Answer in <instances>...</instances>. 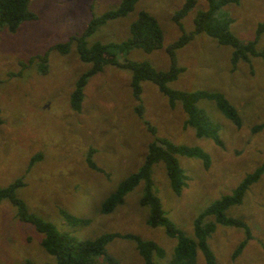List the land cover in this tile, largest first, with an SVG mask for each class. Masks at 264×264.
I'll return each mask as SVG.
<instances>
[{"label": "rangeland", "instance_id": "rangeland-1", "mask_svg": "<svg viewBox=\"0 0 264 264\" xmlns=\"http://www.w3.org/2000/svg\"><path fill=\"white\" fill-rule=\"evenodd\" d=\"M120 0H28L33 17L14 31L0 26V186L15 185L14 194L28 211L53 223L76 241L106 232L133 234L152 241L154 264H206L199 246L192 261H175L177 235L163 225L148 223L149 206L141 202L144 181L128 191L122 203L102 213L101 203L130 173L142 165L149 142L164 138L174 144L198 148L204 156L176 155L183 184L176 193L162 161L151 167L154 195L170 224L196 240L194 222L199 214L223 195L231 194L243 177L262 167L258 179L248 185L241 200L223 211L227 219L247 226L222 223L209 215L204 224L214 228L206 239L214 264H264V58L249 55L231 62L233 48L204 32H194L196 13L206 0L177 22L174 15L185 0H137L127 14L108 20L85 38L94 42H121L129 35L138 12L154 16L162 31V43L151 51L132 48L118 56L146 62L154 69L171 66L183 70L166 83L188 93L219 92L235 110L238 124L214 100L200 97L192 104L214 127V139L197 136L185 123L184 101H170L152 80L140 82L139 96L130 85L128 68L104 65L88 77L78 111L70 95L79 76L91 63L81 60L79 38L89 22L117 8ZM220 21L241 42L264 48V0H237L220 5ZM189 34L186 41L174 46ZM66 44L65 50L59 45ZM93 150L88 163V152ZM33 159V160H32ZM71 214L87 219L71 225ZM43 234L17 215L8 199L0 201V264H56L41 245ZM241 250L233 256L238 244ZM94 264H144L131 238L114 237Z\"/></svg>", "mask_w": 264, "mask_h": 264}, {"label": "trees", "instance_id": "trees-1", "mask_svg": "<svg viewBox=\"0 0 264 264\" xmlns=\"http://www.w3.org/2000/svg\"><path fill=\"white\" fill-rule=\"evenodd\" d=\"M137 0H120L117 8L111 9L94 17L88 24L83 35L79 38L78 53L81 60L91 63V67L84 72L75 83V88L70 95V103L74 110L80 109L83 97V87L87 79L92 74L100 71L104 65H115L122 68H128L132 72L130 85L133 88L135 96H139L140 82L143 80H152L157 83L159 90L166 94L170 101L181 100L185 103V108L189 113L185 123L195 128L197 136H206L214 139V127L209 123L205 114L197 109H193V103L200 97H206L214 100L227 116L232 118L238 124L239 117L226 98L219 92L195 91L188 93L182 90L168 88L166 83L174 80L183 68L171 66L167 71L154 69L146 62L132 61L125 57L122 60L118 56L125 55L132 48H141L148 52L157 48L162 43V31L157 19L144 10L138 12L137 18L130 24V35L121 42H94L87 46L85 38L91 35L100 25L108 20L127 14L132 10ZM208 5L204 10L196 13L193 24L194 32H204L214 37L219 43L233 48L231 62L233 65L238 59H247L249 55L262 56L264 58V48L256 49L253 41L241 43L228 29L226 22L220 21L216 16V10L220 5L237 0H206ZM28 0H0V26L5 25L9 31H14L17 26L25 19L32 18L33 15L27 10ZM195 5V0H185L183 6L176 11L174 19L178 22L181 17L187 14ZM264 30V22L259 23L257 32ZM185 38H181L174 46L183 44ZM60 50H65L67 45H59ZM93 150L88 152V163L91 167L97 168L91 155ZM176 155L185 156H204L198 148L189 147L183 144H174L164 138H156L148 144V151L142 162V165L135 172L130 173L122 179L117 188L108 195L101 203L100 211L109 213L118 204L122 203L125 194L135 187L139 181H144V196L141 202L149 206L148 223L150 225H163L168 234L177 235L178 244L175 248V261H183L186 257L192 261V253L196 246H199L205 254L206 264H214L213 257L210 254L206 239L212 232L213 223L204 224V219L209 216H215L216 221L243 226H247L239 219L232 220L224 217V209L231 204L238 203L245 189L258 179L262 167H257L254 171L246 174L239 182L231 194H226L207 206L196 218L194 222V232L196 240L185 237L169 223L160 207L159 201L154 195L151 181V167L154 163L162 161L173 190L178 193L183 184V175L178 166ZM33 160V159H32ZM98 169V168H97ZM22 182L17 181L12 185L0 186V201L8 199L12 205L17 208V215L22 221L31 223L35 229L43 234L41 239L42 247L54 256L56 264H94L99 255L105 252V246L116 236L131 238L136 242V248L144 259V264H154L151 260V253L157 251L161 253L157 246L150 240H140L133 234H120L117 232H106L93 239L76 241L67 232H61L56 229L50 221L44 220L40 216L28 211L24 202L14 194L15 185ZM64 218L71 225H83L87 219L78 218L71 214H64ZM245 240L240 242L233 253L235 256L243 247ZM7 264V263H3ZM26 264H34L26 261ZM108 264H114L108 259Z\"/></svg>", "mask_w": 264, "mask_h": 264}]
</instances>
